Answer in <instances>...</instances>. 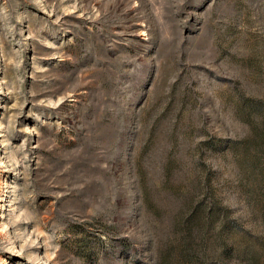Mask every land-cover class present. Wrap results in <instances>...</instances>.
I'll list each match as a JSON object with an SVG mask.
<instances>
[{"label": "rangeland", "instance_id": "1", "mask_svg": "<svg viewBox=\"0 0 264 264\" xmlns=\"http://www.w3.org/2000/svg\"><path fill=\"white\" fill-rule=\"evenodd\" d=\"M264 264V0H0V264Z\"/></svg>", "mask_w": 264, "mask_h": 264}, {"label": "trees", "instance_id": "2", "mask_svg": "<svg viewBox=\"0 0 264 264\" xmlns=\"http://www.w3.org/2000/svg\"><path fill=\"white\" fill-rule=\"evenodd\" d=\"M213 264H226L224 263V258L220 257L218 260H215L212 262Z\"/></svg>", "mask_w": 264, "mask_h": 264}]
</instances>
